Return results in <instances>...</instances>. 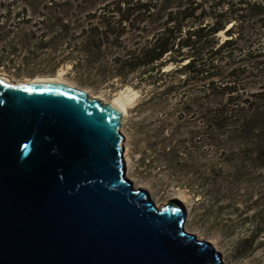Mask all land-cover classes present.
<instances>
[{"label": "trees", "instance_id": "trees-1", "mask_svg": "<svg viewBox=\"0 0 264 264\" xmlns=\"http://www.w3.org/2000/svg\"><path fill=\"white\" fill-rule=\"evenodd\" d=\"M29 39L53 68L67 63L85 75L83 84H147L152 90L140 105L169 100V124L157 125L161 148L156 154L148 143L149 154L139 157L144 168H162L192 195L219 178L238 190L244 172L258 170L242 192L247 227L232 244L234 257L257 264L252 256L264 250V0H0V65ZM201 160L204 175H193Z\"/></svg>", "mask_w": 264, "mask_h": 264}, {"label": "water", "instance_id": "water-1", "mask_svg": "<svg viewBox=\"0 0 264 264\" xmlns=\"http://www.w3.org/2000/svg\"><path fill=\"white\" fill-rule=\"evenodd\" d=\"M125 108L0 74V264H232L126 175Z\"/></svg>", "mask_w": 264, "mask_h": 264}, {"label": "rangeland", "instance_id": "rangeland-1", "mask_svg": "<svg viewBox=\"0 0 264 264\" xmlns=\"http://www.w3.org/2000/svg\"><path fill=\"white\" fill-rule=\"evenodd\" d=\"M220 36L221 39L226 37L223 33H220ZM33 43V39H29L27 47L22 49L19 47L20 55L5 57L3 64L0 65V74L9 76L14 80L42 76L58 77L78 87L86 88L90 96L104 101L120 96L126 105L120 128L124 136L125 173L131 180L133 179V184L145 188L155 203L162 204L170 199L178 200L185 211L186 226L190 232L195 233L198 238L212 242L214 247L221 252L225 261L232 264H252L249 259L234 257L232 244L234 233L241 232L247 227V224L241 220L245 215L242 211L244 207L242 192L247 187L245 184L251 181L252 176H255L258 170L248 169L250 171L244 172L240 178L246 180V183L238 184L240 187L238 190L235 187L232 188L227 182L228 180L219 178L217 182L212 179L213 185L210 184V187L206 184L201 190L203 194L192 195L188 188L182 187L183 185L176 186V184L169 182V177L162 171V168L153 165L144 168L139 162V157L142 153L149 154L146 150L148 143L153 145L152 150H155L156 154L161 148V138L157 125L161 122L169 124V121L165 119L168 117L167 110L170 109L169 100L165 105L155 106L153 103L140 105L142 97L146 94L149 95L152 90V86L147 84L140 87H134L130 84L121 85L117 79L107 81L104 84H83L78 80L87 81L85 75L77 77L76 73L70 69L71 65L67 63L53 68V65L47 62L48 59L42 58V48H35L34 50ZM24 52H29V57L26 60L21 57ZM172 66L167 64L164 69L168 70ZM170 122L174 126L175 121ZM195 164L193 175L203 176L204 161L201 160ZM259 178L263 181L264 173ZM210 189L215 190L214 196L216 198L213 199L208 195ZM224 226H227L233 233L225 234L222 231ZM252 258L257 260V264H264V250L256 251Z\"/></svg>", "mask_w": 264, "mask_h": 264}, {"label": "bare ground", "instance_id": "bare-ground-1", "mask_svg": "<svg viewBox=\"0 0 264 264\" xmlns=\"http://www.w3.org/2000/svg\"><path fill=\"white\" fill-rule=\"evenodd\" d=\"M42 77H45V76H42ZM47 77V76H46ZM49 77V76H48ZM55 78H57V79H59V80H61L60 78H58V77H55ZM62 81H64V80H62ZM116 98H119L120 99V103H121V105H123V107L125 108V111H126V105H125V103L123 102V100H122V98L120 97V96H117V97H115V98H113V99H116ZM112 99V100H113ZM109 101H111V100H109ZM124 159H125V154H124ZM126 165V164H125ZM125 165H124V167H125ZM127 175V174H126ZM128 176V175H127ZM133 180V179H132ZM137 186H140V185H137ZM164 203V202H163ZM162 203V204H163ZM156 204H158V202H156ZM159 205V204H158ZM157 205V206H158ZM183 226H184V228L188 231V232H190V230L188 229V227L186 226V220H184V222H183Z\"/></svg>", "mask_w": 264, "mask_h": 264}]
</instances>
